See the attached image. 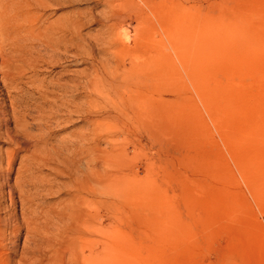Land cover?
I'll list each match as a JSON object with an SVG mask.
<instances>
[{
  "label": "rangeland",
  "instance_id": "1",
  "mask_svg": "<svg viewBox=\"0 0 264 264\" xmlns=\"http://www.w3.org/2000/svg\"><path fill=\"white\" fill-rule=\"evenodd\" d=\"M72 1L43 10L37 0H0V264H75L69 212L80 222L92 215L93 264H264V0H152L159 16L172 14L183 33L208 42L195 77L185 50L174 54L137 1L139 28L150 27L142 45L163 40L174 78L161 80L154 122L118 125L98 142L104 153L125 150L121 169L143 189L94 190L91 211V190H72L64 173L83 144L76 134L89 127L83 114L60 118L74 98L69 111H85L86 94L59 88L89 73L103 7ZM68 19L82 22L83 53L54 32Z\"/></svg>",
  "mask_w": 264,
  "mask_h": 264
},
{
  "label": "bare ground",
  "instance_id": "2",
  "mask_svg": "<svg viewBox=\"0 0 264 264\" xmlns=\"http://www.w3.org/2000/svg\"><path fill=\"white\" fill-rule=\"evenodd\" d=\"M37 1H39L38 6L43 10L57 5L60 6L66 2L69 4H74L75 2L74 0V2L72 1L73 3H70L71 0ZM84 1H90L96 6L103 7L101 14L93 17L94 23L100 26L102 32L98 39H95L96 53L91 51L87 58L89 73L86 75L82 74L81 83L76 82L73 86L60 85L59 90L64 93H76L77 95L80 93L86 94L81 100L85 105V111L82 112L79 109L69 111L73 106H78L75 103L76 98H74L63 105L65 115L60 116V118L63 119V122H67L68 113L83 114L85 116V124L89 127L87 133L76 134L83 144L79 147V154L74 151L70 152L71 157L67 161L68 163L72 162L71 167L73 169L68 172L64 171V173H66L72 183V190H91V193L87 196V209L91 211L94 207V190L143 189V181L141 179L121 169V160L125 150L121 147L111 146L110 151L104 153L105 151L99 150L98 142L111 140L116 135V132H121V130H118V125H138L150 121L154 122L158 112L156 104L159 98L161 80L165 78L163 76H166L167 80L174 78L173 55L168 54V51L167 53L165 52L168 49L164 50L165 48H162L163 40L161 45L156 40L150 46L142 45V42H146L144 37L146 38L147 33L150 32V27L143 24L145 28H139V20L142 19L145 11L137 1L146 5L148 13L153 16L157 25H162L169 42L168 45L171 44L169 46L170 48L172 47L174 54L178 50L180 52L182 50V53L179 52L181 55L184 52L183 50H185L187 53L186 55L184 52L187 56L186 61L192 65L190 69L193 75L196 72L204 74V68L208 64L206 57L209 44L201 37L195 39L188 29L183 33V30L179 28V25L173 19L172 14L168 13L166 16H159L160 13L155 8L156 6L154 7V1L152 0ZM145 16L149 18L147 13ZM66 21L54 24V26L58 27L54 32L64 34L62 38L64 43L60 44L66 45V47L69 45V48L74 46L80 53H83V48L75 41V37L82 27V22L77 19H68ZM126 22L135 24L134 29L130 27L131 25L129 26L132 30L131 32L119 26ZM118 26L122 30H118ZM33 28L34 26L32 27V33L38 32L39 28H36V26ZM193 35L196 36L197 34ZM45 38L49 39L50 37L45 36ZM146 43L149 44V42ZM181 56L184 58L183 55ZM139 111L142 113L140 114ZM60 112L62 113V110ZM69 146L70 148L74 147L72 144H69ZM60 154L61 151L57 150L52 155L58 157ZM84 155L87 161L80 168L78 166L80 164V156ZM97 159L102 162V164L100 163L101 169L95 168ZM112 160L116 164H113ZM77 172L83 173L82 176L77 178L75 175ZM76 196L77 194H72L71 199ZM69 216L73 218L71 219L70 234L72 238L75 236L77 242H80V245L76 244V247L79 248L74 247L76 250V252L74 250L76 253L75 257H77L76 261L75 259L74 261L77 263V259L81 256L88 264H93L100 255L97 254L96 247H94L92 215L86 216L81 222L78 220L77 214L74 216L73 214L70 215L69 212ZM70 240L72 241L71 238ZM108 263V260H102V264Z\"/></svg>",
  "mask_w": 264,
  "mask_h": 264
}]
</instances>
